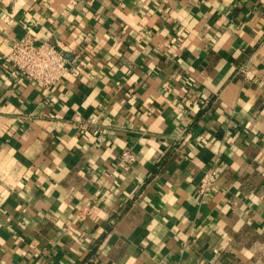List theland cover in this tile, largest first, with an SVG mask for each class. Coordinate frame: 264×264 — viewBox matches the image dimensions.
I'll use <instances>...</instances> for the list:
<instances>
[{
  "label": "crops",
  "instance_id": "obj_1",
  "mask_svg": "<svg viewBox=\"0 0 264 264\" xmlns=\"http://www.w3.org/2000/svg\"><path fill=\"white\" fill-rule=\"evenodd\" d=\"M0 264H264V0H0Z\"/></svg>",
  "mask_w": 264,
  "mask_h": 264
},
{
  "label": "built area",
  "instance_id": "obj_2",
  "mask_svg": "<svg viewBox=\"0 0 264 264\" xmlns=\"http://www.w3.org/2000/svg\"><path fill=\"white\" fill-rule=\"evenodd\" d=\"M2 59L12 73L48 91L57 85L65 74L76 75L79 72L54 44L49 41H37L30 35L17 38ZM46 100L52 101L49 97ZM120 157L124 162L133 160L132 153L127 149L123 150ZM217 177L215 167L205 170L198 182L199 193L208 194Z\"/></svg>",
  "mask_w": 264,
  "mask_h": 264
}]
</instances>
